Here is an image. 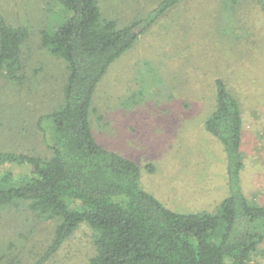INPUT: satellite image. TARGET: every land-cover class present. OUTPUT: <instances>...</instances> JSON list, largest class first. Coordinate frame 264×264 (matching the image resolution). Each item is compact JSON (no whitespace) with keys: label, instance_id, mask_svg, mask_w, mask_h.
<instances>
[{"label":"rangeland","instance_id":"1","mask_svg":"<svg viewBox=\"0 0 264 264\" xmlns=\"http://www.w3.org/2000/svg\"><path fill=\"white\" fill-rule=\"evenodd\" d=\"M160 0H98L118 28ZM55 0H0L6 22L27 31L22 72L0 77V152L49 157L35 123L63 101L66 66L41 43L55 24ZM221 80L241 115L240 187L264 206V0H185L157 19L98 83L90 113L103 148L133 161L139 184L178 213H215L228 195L222 145L204 128ZM151 166V168H148ZM28 174V166L0 173ZM57 223L25 203L0 209V264H34ZM92 232L79 225L45 264H89ZM248 264H264V243Z\"/></svg>","mask_w":264,"mask_h":264},{"label":"trees","instance_id":"2","mask_svg":"<svg viewBox=\"0 0 264 264\" xmlns=\"http://www.w3.org/2000/svg\"><path fill=\"white\" fill-rule=\"evenodd\" d=\"M185 0H160L140 20L118 28L98 0H55V24L42 46L66 66L63 101L35 126L49 157L0 152V166H28V174L0 173V209L25 203L56 224L53 239L34 264H45L81 224L92 232L89 264H248L264 243V206L240 187L241 115L221 80L204 128L222 145L228 195L215 213H178L140 187L139 167L103 148L90 126L92 99L110 66L160 17ZM27 31L0 12V77L22 72ZM151 168V166H148Z\"/></svg>","mask_w":264,"mask_h":264},{"label":"crops","instance_id":"3","mask_svg":"<svg viewBox=\"0 0 264 264\" xmlns=\"http://www.w3.org/2000/svg\"><path fill=\"white\" fill-rule=\"evenodd\" d=\"M241 152V151H240Z\"/></svg>","mask_w":264,"mask_h":264}]
</instances>
